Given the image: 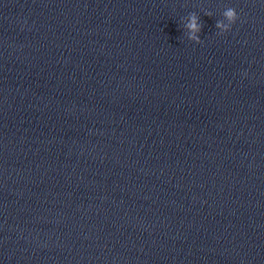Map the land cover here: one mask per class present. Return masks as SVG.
<instances>
[{"label": "water", "instance_id": "obj_1", "mask_svg": "<svg viewBox=\"0 0 264 264\" xmlns=\"http://www.w3.org/2000/svg\"><path fill=\"white\" fill-rule=\"evenodd\" d=\"M0 264H264V0H0Z\"/></svg>", "mask_w": 264, "mask_h": 264}, {"label": "clouds", "instance_id": "obj_2", "mask_svg": "<svg viewBox=\"0 0 264 264\" xmlns=\"http://www.w3.org/2000/svg\"><path fill=\"white\" fill-rule=\"evenodd\" d=\"M224 18L228 21V23L225 25L224 23L217 21L216 27L217 29H220L221 31L218 33V35H224L231 31L232 26L236 24L237 20L239 19V16L236 12V10L232 7H229L225 10L223 13ZM191 22L186 25V28L190 30L193 35L189 37V39L196 41L197 44H200V38L198 35H195V33H199L202 25L198 23V17L192 13L190 14Z\"/></svg>", "mask_w": 264, "mask_h": 264}]
</instances>
